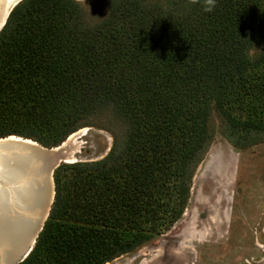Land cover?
I'll return each mask as SVG.
<instances>
[{
	"label": "trees",
	"instance_id": "1",
	"mask_svg": "<svg viewBox=\"0 0 264 264\" xmlns=\"http://www.w3.org/2000/svg\"><path fill=\"white\" fill-rule=\"evenodd\" d=\"M105 4L89 24L76 0H20L0 29V138L57 146L104 111L126 125L102 159L54 170L49 215L16 264H105L171 226L213 111L264 135V0Z\"/></svg>",
	"mask_w": 264,
	"mask_h": 264
},
{
	"label": "rangeland",
	"instance_id": "2",
	"mask_svg": "<svg viewBox=\"0 0 264 264\" xmlns=\"http://www.w3.org/2000/svg\"><path fill=\"white\" fill-rule=\"evenodd\" d=\"M76 1L89 24L108 11L107 0ZM211 118L213 136L193 172L182 215L105 264H264V135L232 133L215 111ZM85 120L90 124L64 140L75 161H98L115 140L122 145L126 125L110 112Z\"/></svg>",
	"mask_w": 264,
	"mask_h": 264
},
{
	"label": "bare ground",
	"instance_id": "3",
	"mask_svg": "<svg viewBox=\"0 0 264 264\" xmlns=\"http://www.w3.org/2000/svg\"><path fill=\"white\" fill-rule=\"evenodd\" d=\"M16 1L18 0H0V16L3 7L5 16ZM79 132H73L67 140ZM8 137L14 139L16 136ZM66 141L62 142V147L66 146ZM20 154L13 146L0 147V264L13 259L23 248L38 219L39 200L31 183L32 178L26 177L16 166L17 163H14ZM67 161H75L72 151ZM27 171L33 175L32 169Z\"/></svg>",
	"mask_w": 264,
	"mask_h": 264
},
{
	"label": "water",
	"instance_id": "4",
	"mask_svg": "<svg viewBox=\"0 0 264 264\" xmlns=\"http://www.w3.org/2000/svg\"><path fill=\"white\" fill-rule=\"evenodd\" d=\"M18 1H16L15 4ZM12 8L13 7H11L8 13L4 16L5 7H3L2 15L0 16V29L5 24ZM6 146H13L21 152L14 163H17L16 166L24 172L26 177L32 178L31 183L34 186V192L37 194L39 200L38 219L35 221L31 235L16 256L5 263L16 264L22 261L32 250L31 248H33L36 238L43 227L44 221L49 215L51 204L53 199H55L53 172L61 163L69 162L67 160L70 151H68L65 146L62 147V143L53 147H44L30 138H24L21 136H16L14 139H10L8 136L0 138V147L6 148ZM31 169L33 175L27 171Z\"/></svg>",
	"mask_w": 264,
	"mask_h": 264
},
{
	"label": "clouds",
	"instance_id": "5",
	"mask_svg": "<svg viewBox=\"0 0 264 264\" xmlns=\"http://www.w3.org/2000/svg\"><path fill=\"white\" fill-rule=\"evenodd\" d=\"M205 11H208V12L212 11L211 0H209V6L205 8Z\"/></svg>",
	"mask_w": 264,
	"mask_h": 264
}]
</instances>
